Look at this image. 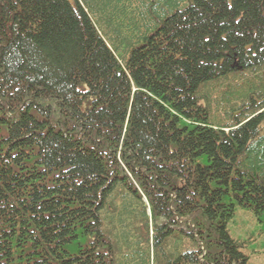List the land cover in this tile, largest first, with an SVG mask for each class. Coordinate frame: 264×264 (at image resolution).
<instances>
[{
	"label": "trees",
	"instance_id": "1",
	"mask_svg": "<svg viewBox=\"0 0 264 264\" xmlns=\"http://www.w3.org/2000/svg\"><path fill=\"white\" fill-rule=\"evenodd\" d=\"M264 221V0H0V264H250Z\"/></svg>",
	"mask_w": 264,
	"mask_h": 264
},
{
	"label": "rangeland",
	"instance_id": "2",
	"mask_svg": "<svg viewBox=\"0 0 264 264\" xmlns=\"http://www.w3.org/2000/svg\"><path fill=\"white\" fill-rule=\"evenodd\" d=\"M234 239L245 242L244 251L250 264H264V221L260 222L250 211L239 208L236 217L229 223Z\"/></svg>",
	"mask_w": 264,
	"mask_h": 264
}]
</instances>
